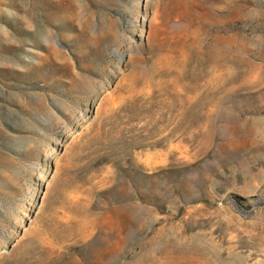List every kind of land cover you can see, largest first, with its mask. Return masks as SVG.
<instances>
[{"label":"rangeland","instance_id":"374dc122","mask_svg":"<svg viewBox=\"0 0 264 264\" xmlns=\"http://www.w3.org/2000/svg\"><path fill=\"white\" fill-rule=\"evenodd\" d=\"M0 264H264V0H0Z\"/></svg>","mask_w":264,"mask_h":264}]
</instances>
